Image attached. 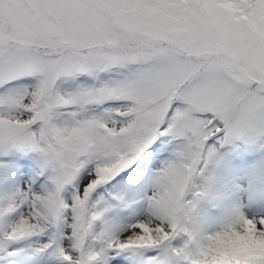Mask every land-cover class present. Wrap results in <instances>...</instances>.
Listing matches in <instances>:
<instances>
[{
  "label": "snow or ice",
  "instance_id": "1",
  "mask_svg": "<svg viewBox=\"0 0 264 264\" xmlns=\"http://www.w3.org/2000/svg\"><path fill=\"white\" fill-rule=\"evenodd\" d=\"M246 136L264 140V0H0V252L57 228L37 252L59 264H264V215L209 236L178 215L214 146Z\"/></svg>",
  "mask_w": 264,
  "mask_h": 264
},
{
  "label": "rangeland",
  "instance_id": "2",
  "mask_svg": "<svg viewBox=\"0 0 264 264\" xmlns=\"http://www.w3.org/2000/svg\"><path fill=\"white\" fill-rule=\"evenodd\" d=\"M117 73H118L117 71L112 72V73L111 72L101 73L102 77H100L99 83H98L96 88H100L104 84H107L111 81L117 80ZM36 83H37V81L35 83H32V85H35ZM80 84H81V87L82 86L83 87H89L90 86V84L88 82H84V83L80 82ZM58 86H59V88L58 89L55 88V91L59 94L68 93L69 89H71L69 86L61 84V82L58 84ZM260 142H262V140H258L256 142V146H258ZM248 146L249 147L247 148V150L249 149V152H250L252 144H249ZM214 147H215V151L219 148L218 144L215 145ZM239 148H240V150L244 151L243 146L241 144H240ZM258 156L259 157L255 158V161H254V163H252L251 166H249V167L244 166V167L237 169V172L235 173V175L240 177V180L237 181L238 185H242V184L246 183L247 180L253 178L256 175H260L264 172V168H261L262 165H264V156H262V155H258ZM230 169L231 168L226 164V161H224V168H223L222 174L229 173ZM251 182H254V180H251ZM218 185H220V184H217V186L214 187V191H213L217 195H218V191H219ZM18 187H23V185L20 184V185H18ZM251 200L252 199H249V205L243 206L242 208H240V210L243 212V215L248 217V218H253L256 216L264 215V205L262 206L260 204L254 203V205H253L254 210H252ZM237 212H239V211H237ZM232 213H234V210L232 211ZM233 216L234 215H232V217ZM16 219H17V217H16ZM230 219L225 220L224 223H222V226H226V224L229 222ZM223 228L224 227L218 228V232H220Z\"/></svg>",
  "mask_w": 264,
  "mask_h": 264
},
{
  "label": "clouds",
  "instance_id": "3",
  "mask_svg": "<svg viewBox=\"0 0 264 264\" xmlns=\"http://www.w3.org/2000/svg\"><path fill=\"white\" fill-rule=\"evenodd\" d=\"M208 163L211 164L212 162L209 160ZM201 174H202L201 170L194 173L193 178L189 181L188 190L186 192L185 197L189 193H192L193 199L191 201H188L184 198L181 201L179 208H178V215H179L181 224L195 236L201 235L198 229V225H197L198 203L207 198V196L209 195L210 189H211L210 180H206L204 183H202L199 186V188H196V186L193 183V180L194 178L201 176ZM194 188H196V190L193 192ZM234 216L229 220V222L226 225H229L231 230L243 232L244 226L242 222L234 220Z\"/></svg>",
  "mask_w": 264,
  "mask_h": 264
}]
</instances>
